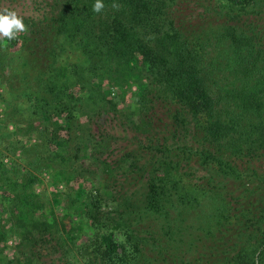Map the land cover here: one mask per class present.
<instances>
[{"label":"trees","instance_id":"trees-1","mask_svg":"<svg viewBox=\"0 0 264 264\" xmlns=\"http://www.w3.org/2000/svg\"><path fill=\"white\" fill-rule=\"evenodd\" d=\"M195 1L103 0L97 13L95 0H0V11H16L26 25L0 42V77L12 111L28 104L42 150L63 163L52 186L71 181L63 170L71 119L84 100L77 93L87 94L91 130L81 143L118 193L110 223L140 251L145 231L160 264H183L180 252L194 264H264V0H224L198 14ZM133 85L134 105L121 110ZM26 170L0 160V264H62L69 240L61 232L71 229L57 220L58 195L37 193L36 173ZM178 206L206 211V223L186 222ZM83 207L91 213V203ZM100 238L110 257L112 232Z\"/></svg>","mask_w":264,"mask_h":264},{"label":"rangeland","instance_id":"rangeland-1","mask_svg":"<svg viewBox=\"0 0 264 264\" xmlns=\"http://www.w3.org/2000/svg\"><path fill=\"white\" fill-rule=\"evenodd\" d=\"M196 1L199 2L198 5L190 4V6L193 5L196 14L209 7L214 9L220 5L219 3L224 2V0ZM22 33H24V31L18 35ZM1 41L2 40H0V42ZM8 45L9 49H16L15 46H10L9 41L7 43V46ZM8 62H10V60H8ZM17 63L12 65L10 73L16 68ZM18 82L16 78V86ZM8 84L9 83H6L4 78L0 77V160L5 165L14 163L19 167L22 173L25 172L26 169L34 171L37 176V181L34 184L37 193L41 194V192H45L46 196L50 198L49 200H52L55 193L58 195L57 199L59 203L55 206L57 220L61 228H65L66 231L71 229L68 234L61 232V235L69 240L67 243V250L62 259V264H160L161 262L157 260L161 257L158 254L160 248L156 249L155 245L151 246L150 239L152 236H150V233L145 231L142 232L144 242L147 244L145 248L140 251L137 246L135 247L134 241L129 238V232L123 229H114L113 224L110 223L111 217L116 220L114 222L118 220V193L116 189H108L107 182L102 181L101 176L93 171L95 168L91 166L90 154L83 143H81V139L87 138L86 133L91 130L89 122L91 120V110L93 106L87 94L85 92L77 93L84 100L78 103L74 108V117L71 119V140L69 147L66 148L68 159L64 162L63 166L65 174L72 177L71 181H62L58 185L52 186V176L55 171L62 167L61 165L63 163L57 165L49 159L50 156H48L47 153L45 154V151L42 150L43 144L41 143L37 129L38 117L36 114L32 112L29 114L30 112L25 110L28 104H25L24 108H21L20 115H16V113L12 111L15 108L16 101L8 97ZM110 88L112 95H122L120 89L113 86ZM72 91L78 92V89L74 87ZM126 92L128 93H125L124 102H120L118 106L121 110L125 111L127 106L134 105L136 99L134 92H137V87L133 85ZM20 116L24 117V120H21ZM113 132L124 135V133H122V128H119V126L113 128ZM257 166L259 171L264 173V158L257 162ZM248 179L250 183L256 184L258 178L256 179V177L253 176ZM227 182L232 184V182ZM238 190H240V188L236 187L235 191ZM133 192L138 194L136 190ZM86 196H91V199L85 201ZM89 203H91V213H89L90 208L86 209L83 207ZM182 207L183 206H178V209L183 213L186 222L197 224L200 222L203 224L206 223V219L204 220L203 218V216L208 214L206 211L205 213H200L198 211L186 213V208ZM209 207H211V205H208L206 209ZM49 208L50 205H46L42 210L47 211ZM123 215L125 216V214ZM172 216L179 220V217L176 215L173 214ZM152 221L153 232H155V230L157 231L160 228V220L158 216H154ZM103 223L106 226H102ZM132 223L137 224L135 220ZM140 227L143 226L140 225ZM262 227H264V223H262ZM104 231L112 232L113 240L116 245V251L110 257H104L102 255L103 249L100 237ZM155 237L161 240L158 233L155 234ZM138 238L142 240L141 237L138 236ZM15 240L17 241L16 238L9 239L8 242H14L15 247ZM165 240L166 238L164 237L161 241L165 242ZM14 247L11 249V254L16 256L17 251L14 250ZM170 250L174 251L171 247ZM49 251L48 249L47 254H49ZM179 255L183 260V264H194L193 261L191 262V255L188 253L180 252ZM197 264L205 263L201 261ZM230 264L233 263L231 262Z\"/></svg>","mask_w":264,"mask_h":264},{"label":"clouds","instance_id":"clouds-1","mask_svg":"<svg viewBox=\"0 0 264 264\" xmlns=\"http://www.w3.org/2000/svg\"><path fill=\"white\" fill-rule=\"evenodd\" d=\"M94 12H101L104 8L103 0H95L93 4ZM115 7V5H114ZM26 25L22 17L14 10L0 11V40H12L25 31Z\"/></svg>","mask_w":264,"mask_h":264}]
</instances>
